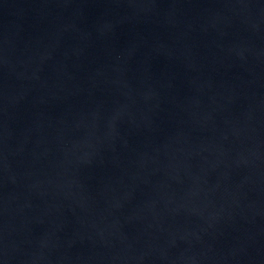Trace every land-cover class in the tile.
<instances>
[{
  "label": "water",
  "instance_id": "95a60500",
  "mask_svg": "<svg viewBox=\"0 0 264 264\" xmlns=\"http://www.w3.org/2000/svg\"><path fill=\"white\" fill-rule=\"evenodd\" d=\"M0 264H264V0H0Z\"/></svg>",
  "mask_w": 264,
  "mask_h": 264
}]
</instances>
